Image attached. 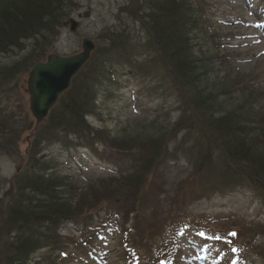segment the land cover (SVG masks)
I'll list each match as a JSON object with an SVG mask.
<instances>
[{
	"label": "trees",
	"instance_id": "1",
	"mask_svg": "<svg viewBox=\"0 0 264 264\" xmlns=\"http://www.w3.org/2000/svg\"><path fill=\"white\" fill-rule=\"evenodd\" d=\"M75 1L0 0V54L24 51L27 41L36 44L22 61L3 66L0 75L15 79L43 61L50 53L49 42L62 34L64 23L79 7ZM133 1L127 10L133 23L150 27L152 51L168 73L176 98L177 106L169 108L176 120L157 116L143 132L121 137L90 122L98 113L102 88L119 81L115 78L121 68L139 76L140 62L124 57L132 46L124 26L100 37L104 45L98 46L42 123L1 103V156H18L26 133L29 147L13 184L0 198V236L6 238L0 240V264H32L40 253H45V262L39 264H64L67 260L57 262V254L65 253L79 238L62 227L81 228L86 237L95 228L97 214L104 211H113L123 223L133 217L135 248L152 258L162 254L158 242L169 225L193 226L189 209L202 199L248 189L264 203V136L247 126L255 115L251 95L257 91L227 109L219 99H229L235 90L210 88L207 79L214 60L202 52L206 50L199 40L208 39L205 26L209 32L212 23L201 0ZM140 1L144 2L136 7ZM197 30L202 31L199 38ZM217 32L211 39L223 40ZM179 137L183 142L188 139L187 144L179 143ZM57 146L67 152L86 150L98 158L105 155L117 171L92 178L64 171L61 158L52 152ZM172 150L187 159V168L180 172L183 177L171 178L167 160ZM76 156L81 167L82 156ZM253 230L256 235L264 233V223L255 224Z\"/></svg>",
	"mask_w": 264,
	"mask_h": 264
},
{
	"label": "rangeland",
	"instance_id": "2",
	"mask_svg": "<svg viewBox=\"0 0 264 264\" xmlns=\"http://www.w3.org/2000/svg\"><path fill=\"white\" fill-rule=\"evenodd\" d=\"M78 1L80 8L73 13V18L77 22L75 31L71 30L70 24L67 25L54 42H49L48 46L51 47L49 54L60 56L79 54L82 52V42L86 38L94 41L98 48L104 45L100 37L104 36L107 30L124 26L128 28V35L132 41V46L124 57L135 58L140 62L137 68L139 76L135 75L132 69L121 68L119 76L115 78L119 81L116 80L112 85L102 88L97 105L98 113L90 119L92 125L97 128L106 127L121 137L143 132L157 116H161L160 120L175 121L176 116L170 114L169 108L177 106L176 98L168 73L160 66L157 56L152 51L150 27H146L141 21L133 23L127 10L134 1ZM143 2L140 1L136 7ZM201 8L212 23L209 32L208 26H205L208 39L199 40L204 46L202 48L206 50L202 52L214 60L207 79L209 86L217 91L235 90V94L229 99L228 96L219 99L224 102L227 109L236 106L237 102H243L246 96H249L250 90L256 88L253 89L257 91L255 95H251L252 102H258L255 107L256 113L247 126L254 129L256 134L264 136V97L256 101L260 93L264 94V0H201ZM217 22L221 23V26ZM215 32H220L225 39L213 41L211 36ZM195 35L199 38L202 31L197 30ZM117 42L120 43V40ZM214 42H219L218 49L215 48ZM26 45L27 49L24 51L16 49L13 53L0 55V72L3 66L13 67L36 48L34 40L27 41ZM94 57L98 60L99 53ZM106 80L104 85L109 83L108 78ZM0 81L2 83L6 81L3 86L0 85V104L24 112L29 120H34L30 110L28 73L16 76L15 79L2 74ZM246 86L249 89H246ZM112 90H116L114 94L111 93ZM27 136L26 133L19 144L18 156L11 154L5 157L0 154V198L5 197L13 184V178L24 163L29 147V143L26 142ZM178 142L185 143L182 137H179ZM75 151L67 152L59 146L52 150L53 155L61 158L59 164L62 170L75 172L81 177L92 178L116 172L117 167L107 159V156L102 155L98 158L86 150L77 153ZM76 155L82 156L81 167L77 164L79 158ZM186 162L183 153L175 154L172 150L167 160L168 166L172 167L169 171H173L171 178H176L183 168H187ZM159 175L162 176L163 172ZM260 200V197L257 199L248 191L211 200L204 199L203 203L189 209L195 217L192 231L182 224L176 226L178 229H173V226L169 225L158 243L161 241L163 251L166 249L178 251L176 264H264L262 237L264 233L256 235L253 230L255 227L253 222L264 220ZM237 215L253 221L247 220L246 226L240 220H235ZM97 216L99 217L94 220L95 228L88 230L86 237L80 232L81 228L78 231L73 225L64 227L65 233L68 235L73 233L79 241L72 243L65 253H58L57 256L60 258L57 262L64 257L67 260L64 264H140L137 255L132 256L135 252L132 239L137 231H131V236L123 232L120 220L112 212L104 211ZM131 227L134 228L133 217L125 229ZM231 230L240 232L239 241L247 240L249 235H254L251 244L256 253L246 251L250 246L247 242L240 249L231 245V240H234ZM5 239L0 236L1 241ZM33 260L32 264L44 263L45 253L36 254ZM142 262L157 264L155 258H143Z\"/></svg>",
	"mask_w": 264,
	"mask_h": 264
},
{
	"label": "water",
	"instance_id": "3",
	"mask_svg": "<svg viewBox=\"0 0 264 264\" xmlns=\"http://www.w3.org/2000/svg\"><path fill=\"white\" fill-rule=\"evenodd\" d=\"M77 23L72 22V31ZM95 43L90 39L83 41V51L75 56H49L46 63H39L29 73L28 91L30 108L37 122L44 121L60 96L68 90L72 79L90 60Z\"/></svg>",
	"mask_w": 264,
	"mask_h": 264
},
{
	"label": "snow or ice",
	"instance_id": "4",
	"mask_svg": "<svg viewBox=\"0 0 264 264\" xmlns=\"http://www.w3.org/2000/svg\"><path fill=\"white\" fill-rule=\"evenodd\" d=\"M233 235H235V234L233 233Z\"/></svg>",
	"mask_w": 264,
	"mask_h": 264
}]
</instances>
